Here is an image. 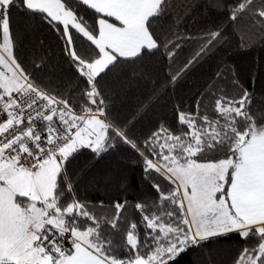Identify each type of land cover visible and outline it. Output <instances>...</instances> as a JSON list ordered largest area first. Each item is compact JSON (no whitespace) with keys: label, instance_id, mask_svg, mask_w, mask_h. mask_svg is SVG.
<instances>
[{"label":"snow or ice","instance_id":"1","mask_svg":"<svg viewBox=\"0 0 264 264\" xmlns=\"http://www.w3.org/2000/svg\"><path fill=\"white\" fill-rule=\"evenodd\" d=\"M167 4L0 0V264H180L191 247L230 234L255 241L235 264H264V124L258 125L249 110L247 90L238 97L210 92L215 96L211 114H201L199 103L196 112L178 110L179 133L162 125L143 142L147 155L106 118L97 78L118 60L134 61L161 47L150 29ZM255 4L236 0L228 19L249 15L264 24V0ZM77 6L94 11L95 27ZM21 7L41 14L65 42L66 55L86 85L79 113L72 102L38 85L17 61L10 10ZM73 32L92 48L89 58L78 54ZM204 39L205 46L182 71L222 35L215 30ZM117 142L135 149L145 172L160 174L170 185L164 190L154 184L157 200L134 205L139 224L122 217L127 201L114 202L111 218L97 217L76 197L67 175L66 164L81 149L99 157ZM105 226L122 232L126 257L116 254Z\"/></svg>","mask_w":264,"mask_h":264},{"label":"trees","instance_id":"2","mask_svg":"<svg viewBox=\"0 0 264 264\" xmlns=\"http://www.w3.org/2000/svg\"><path fill=\"white\" fill-rule=\"evenodd\" d=\"M235 2L168 0L150 29L161 47L134 61L118 60L101 74L102 79L97 78L107 120L123 129L145 155L148 153L143 142L162 125L179 133L178 110L196 112L199 103L201 114L205 110L211 114L215 96L210 92L218 95L223 90L226 96L238 97L242 90H247L251 97L249 110L258 125L264 124V24L249 15L230 21L229 6ZM259 5L260 0H256L254 7ZM77 11L95 27L94 11L84 6H77ZM10 28L17 61L38 85L72 102L79 113L78 104L84 102L82 90L86 85L66 55L60 35L41 14L27 12L22 7L10 10ZM215 30L221 32L222 39L182 71L205 46L206 34ZM73 37L78 54L89 58L92 48L75 32ZM169 51L175 53L171 58ZM178 73L173 81L172 77ZM234 79L240 87L233 83ZM66 169L76 197L87 203L97 217L111 218L114 202L127 201L122 217L139 224L140 216L134 205L137 202L151 205L157 200L154 184L164 190L170 187L160 174L145 172L140 154L122 142L99 157L89 149H81L69 159ZM120 227L123 229L125 225L122 223ZM105 228L111 234L116 254L126 257L122 232ZM140 235L143 239V228ZM254 244V240L244 241L236 234L211 238L191 247L180 264H235L241 250Z\"/></svg>","mask_w":264,"mask_h":264},{"label":"built area","instance_id":"3","mask_svg":"<svg viewBox=\"0 0 264 264\" xmlns=\"http://www.w3.org/2000/svg\"><path fill=\"white\" fill-rule=\"evenodd\" d=\"M77 112V111H76ZM78 113V112H77Z\"/></svg>","mask_w":264,"mask_h":264}]
</instances>
